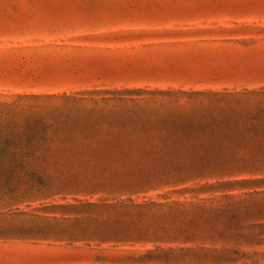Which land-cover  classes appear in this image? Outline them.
I'll return each instance as SVG.
<instances>
[{
  "label": "rangeland",
  "instance_id": "rangeland-1",
  "mask_svg": "<svg viewBox=\"0 0 264 264\" xmlns=\"http://www.w3.org/2000/svg\"><path fill=\"white\" fill-rule=\"evenodd\" d=\"M0 264H264V0H0Z\"/></svg>",
  "mask_w": 264,
  "mask_h": 264
},
{
  "label": "trees",
  "instance_id": "trees-1",
  "mask_svg": "<svg viewBox=\"0 0 264 264\" xmlns=\"http://www.w3.org/2000/svg\"><path fill=\"white\" fill-rule=\"evenodd\" d=\"M41 155H39V159L38 160H41L42 162H44L45 159L49 158L50 157V154H46V150H41ZM41 166V165H40Z\"/></svg>",
  "mask_w": 264,
  "mask_h": 264
}]
</instances>
